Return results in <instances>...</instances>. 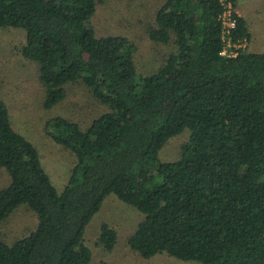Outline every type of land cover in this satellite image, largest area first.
I'll return each mask as SVG.
<instances>
[{"label":"trees","instance_id":"1","mask_svg":"<svg viewBox=\"0 0 264 264\" xmlns=\"http://www.w3.org/2000/svg\"><path fill=\"white\" fill-rule=\"evenodd\" d=\"M97 1L0 0V26L25 31L18 50L36 62L44 107L66 95L67 82L104 106L86 128L64 116L47 122L74 155L58 191L0 98V220L23 203L37 215L28 234L0 237V264L88 263L84 226L110 192L143 213L127 238L141 256L264 264V51L233 45L249 37L235 0H162L146 34L172 48L148 73L126 35L96 34ZM227 43L235 53L220 52ZM184 128L178 160H160V147ZM115 240L103 222L97 243L109 249Z\"/></svg>","mask_w":264,"mask_h":264},{"label":"rangeland","instance_id":"2","mask_svg":"<svg viewBox=\"0 0 264 264\" xmlns=\"http://www.w3.org/2000/svg\"><path fill=\"white\" fill-rule=\"evenodd\" d=\"M161 1L100 0L91 16L97 35H126L135 42L134 60L138 70L144 73L156 69L172 48L169 43L149 40L146 34V27ZM235 7L248 25L247 48L264 51V0H236ZM24 41L22 27L0 26V98L7 104L12 127L36 146L41 164L60 191L67 182L74 155L51 138L47 122L55 116H64L86 128L104 106L82 83L67 82L64 85L66 95L52 106L44 107V88L37 78L36 62L18 50ZM187 139L186 128L170 134L158 151L160 160H178L180 144ZM6 182V173L0 169V186ZM142 217L143 213L133 204L121 200L115 193H108L84 226V242L91 249V258L86 264H200L199 260L167 252L147 257L139 255L128 245L127 238ZM36 222V213L25 203L20 204L7 218L0 220V237L11 242L28 234ZM103 222L116 231L115 243L109 249L97 243Z\"/></svg>","mask_w":264,"mask_h":264},{"label":"built area","instance_id":"3","mask_svg":"<svg viewBox=\"0 0 264 264\" xmlns=\"http://www.w3.org/2000/svg\"><path fill=\"white\" fill-rule=\"evenodd\" d=\"M224 6H225V9L224 11L222 12L221 14V18H222V21L224 23V31H229V26H233L234 25V19L231 17V4L229 1L227 2H224ZM247 40L243 39V41L241 42H238V43H233V45L235 47H239V46H245L246 45V42ZM232 44L230 43H227L223 49L220 51L221 53H225V54H228V53H235L234 49H229V47L231 46Z\"/></svg>","mask_w":264,"mask_h":264},{"label":"crops","instance_id":"4","mask_svg":"<svg viewBox=\"0 0 264 264\" xmlns=\"http://www.w3.org/2000/svg\"><path fill=\"white\" fill-rule=\"evenodd\" d=\"M235 5H236V0H235ZM235 9H236V11L239 13V14H241L242 16H243V14L235 7ZM247 28H248V25H247ZM248 32H249V30H248ZM248 44H249V37H248V40H247V46H248Z\"/></svg>","mask_w":264,"mask_h":264}]
</instances>
